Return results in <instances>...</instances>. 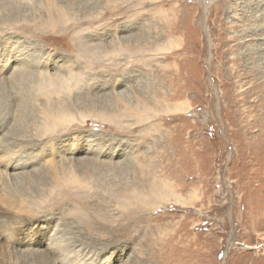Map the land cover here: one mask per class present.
Returning a JSON list of instances; mask_svg holds the SVG:
<instances>
[{
  "label": "rangeland",
  "instance_id": "374dc122",
  "mask_svg": "<svg viewBox=\"0 0 264 264\" xmlns=\"http://www.w3.org/2000/svg\"><path fill=\"white\" fill-rule=\"evenodd\" d=\"M50 1L0 0L1 134L31 130L15 124L13 93L33 92L35 72L64 73L74 85L62 88L63 99L76 114L92 110L84 129L71 127L80 144L94 146L71 151L75 135L56 137L34 151L39 162L25 175L0 174V264H58L32 243L49 235L47 243L76 250L79 264H264V140L248 124L264 86L239 95L257 74L240 49L251 38L263 45L264 33L247 31L264 24L257 16L264 0ZM54 2L70 15H55ZM173 20L181 29L171 35L176 43L160 49L157 34ZM80 35L91 44L73 45ZM127 38L150 44L135 51ZM38 53L40 68L33 63L32 74L8 78L9 56L37 61ZM36 99L46 101L43 91ZM97 110L114 117L102 120ZM71 169L81 181L53 191ZM158 182L186 204L160 201ZM85 198L105 214L99 233L73 216L85 212L78 205Z\"/></svg>",
  "mask_w": 264,
  "mask_h": 264
},
{
  "label": "bare ground",
  "instance_id": "6f19581e",
  "mask_svg": "<svg viewBox=\"0 0 264 264\" xmlns=\"http://www.w3.org/2000/svg\"><path fill=\"white\" fill-rule=\"evenodd\" d=\"M50 2H52V0ZM200 2H201V0H200ZM219 2H221V1L219 0ZM54 3H55L54 4V8L57 10V11H55V15H56L57 12H58L57 14H60L62 16V18L67 17V13H69V15H70V11H67L68 8H67L66 5L61 4V6H56V2H54ZM69 3H71V2H69ZM133 3H134V1H133ZM186 3H187V1H186ZM45 4H47V3H45ZM202 5H204L203 2H202ZM220 7L221 6H219V8ZM224 7H225V5H224ZM114 8L118 12H119L120 9H123V7L120 8L119 6H116ZM85 9H87V8H85ZM222 9L223 8H221V10ZM53 10H52V12H53ZM161 10L162 9H160V11ZM206 11H208V10H206ZM142 12H144V11H142ZM162 12H163V10L161 11V13ZM183 12H184V8H183ZM86 13H89V12H86ZM190 13H191V11H190ZM129 14H131V13H129ZM184 14H186V13H184ZM206 14H208V13H205V15ZM41 15H43V13L40 14V16ZM132 15L134 16V14H132ZM52 16L54 17L53 13H52ZM257 16H259V20H262V23H264V7L261 10V13L259 15H257ZM45 17H46V15H45ZM48 17H49V13H48ZM252 17H253L252 15L248 17V22L247 23H249V21L253 20ZM35 18H36V16H35ZM31 20H32V18H31ZM53 20H54V18H53ZM55 20H56V18H55ZM188 20H187V16H182V20H181L180 23H182L184 28H185V24L186 23H187V26H188ZM44 21H42V22H44ZM50 21H51V19H50ZM216 21H218V19H216ZM45 22H47V21H45ZM45 22H44V24H45ZM172 22L173 23H167L166 24V27H165L166 31H165L164 34H161L158 37V34L156 33L157 34V38L156 39H158V45H160V47H159L160 49H166V48L170 47L172 44L176 43L175 40H173L171 38V35L173 34V32L178 31L180 29V27H179V25H176L174 23V20ZM226 22H228V21H226ZM47 24H50V23H47ZM228 24H229V22H228ZM249 25H251V24H249ZM223 28H224V26H223ZM203 29L206 30L205 27ZM187 31H189V30H187ZM190 31H189V33H190ZM257 31L259 33L256 34V36L257 35H262V33H264V24H262V25L260 24L259 26L254 27V28L250 27L249 30L247 31V36L253 37V35H254L253 33L257 32ZM196 32H197V30H196ZM84 37H83V35H80V37H79L80 40L79 39L76 40L77 43H75L73 45H77V46L90 45L91 43L87 44L86 41L83 42ZM140 37L142 38L143 35L140 36ZM224 37H225V35H224ZM69 38H71V37H69ZM69 38H67V39H69ZM207 39H209V38H207ZM125 40H126V42H128V43H126L128 45H137L136 48H135V51L142 50V47L140 45L150 44V42L144 43V38L142 39V41L141 40L137 41L136 39L129 40V38H127ZM219 40H221V39H219ZM239 40H240V38H239ZM261 40H262L263 45H257L256 43L257 42L259 43V41H256V39L251 38V43L249 45H244L245 47L243 49H240L241 50L240 53L242 55H249L250 56V60L252 62V66L249 69H251L252 71H257V74L255 76H259L258 79H255V76H254L253 77V81L250 82V85L246 89H243L242 91H240L239 95L242 94V95H244V97H248L249 93H251V92L254 93L252 95H256V93H258L259 86L261 87V90H262V88L264 86V34L262 35ZM7 45H10V44H7ZM173 46L174 47L175 46L178 47L179 45H173ZM242 46L243 45H239L238 47L242 48ZM156 48L158 49V47H156ZM91 49L92 48L90 47L89 50H91ZM160 49H158V50H160ZM224 51H225V49H224ZM226 51H229V49L226 48ZM28 55L29 54H26V55H24L22 57H17L16 56L14 58H11L12 57V55H11V56H9L7 58L6 61L9 60L10 64H8V66L6 67V70H8V72H10V70H11L10 74L12 73L11 76L8 77V78L16 79V78H20V77H22V76H24V75H26L28 73L32 74V71L30 69H31V66H33V63H36V66L38 68H40L39 67V64H40L39 63V58L42 56V54L39 55V53H38L39 57L37 58V61H33L32 59H29ZM42 57H44V56H42ZM207 58H208L207 61L210 62L209 61L210 60L209 57H207ZM229 59L230 58H228L226 60V63H228ZM230 60H232V59H230ZM256 60L258 62H256ZM235 62H237V60H234V62H232V63L235 64ZM221 63H222V67L223 68L226 67V63L224 61H222ZM5 64H7V63H5ZM42 65H44V64H42ZM259 69L262 70L261 71L262 74L258 72ZM62 72H65V71L63 70ZM245 72L247 73L248 69L245 70ZM236 73H239L237 71V69L235 70L234 74H236ZM35 74L37 76V81H36L37 87L34 89V91L33 92H18V91L15 92L14 91L15 92V93H13L14 102H12V104H13L12 105V109H13L12 111L16 112V117H17L15 119V124H18L21 127V129L31 128V130L30 129L27 130V131L24 130L26 132H24V134H22V135L18 134V135L4 136V135L1 134L2 128H1V125H0V135H1L0 136V140H1L0 141V174H1V177H2V175H7L11 171H15V174L17 175V177H19L20 173H22V175H25L24 173H27L26 169L28 167H34L35 164L39 162L38 159H32V158H35L34 155L36 156V158H38L37 154H34V151L37 150V149H41L43 144H46L47 142H49V140L53 141V139H55L56 137L60 138L62 136L69 135V134L75 135L74 136L75 138H73L75 143L74 142L68 143L69 148H71L69 150H71V151H74V150H78L79 151V150H81L82 146H89V147L94 146L91 143L88 144V141H85V140L80 144V142H79L80 140L77 139V134L80 133V131H78V130H81V128L84 129L83 125L87 124L88 117L92 113V110H90V111L89 110L82 111V110H79L80 109L79 105H75L74 107H77V109L80 111V112H77V114H76L74 112V110H72L73 109L72 105L70 103H68L67 97L65 98V100L63 99V95H62L63 92L61 93L62 88L64 86H66V87H64V89H66V88L70 89V87H72V85H74V84H72L71 86L69 85V81L72 80L70 75H69V77H65V76H63L64 73H63V75H60V73H59V74H57L54 77H50L44 71H40V72L38 71V72H35L34 75ZM240 75H246V77H247L248 74L242 73ZM259 79H261V80L258 81ZM50 88H54L55 91L54 92H50L49 91ZM11 91H13V90H11ZM40 91H43V93L46 96V101L43 102V103H40V102L38 103V101L36 99V97H37V95H38V93ZM185 91H187V90H185ZM52 93H54L53 97L55 99H53L51 97ZM182 94H183V92L180 91V88H177L175 96L176 97L177 96H181ZM187 94H188V91H187ZM259 96L260 95H257L258 98H257L256 101H254V105H253L255 107V109H256L257 114H255V116L251 120H249L248 124L256 125L258 127V134L261 136V138H263L262 140H264V96L263 97H259ZM255 99H256V97H255ZM36 101H37V103H36ZM242 101H243V98H242ZM177 107L178 106L175 107L174 111H176L178 109ZM89 109H91V108H89ZM97 113H99L98 117L102 118V120H106L107 116H109L110 118L114 117L113 114H107L104 111L97 110ZM75 125H77V129L78 130H76L75 127H71V126H75ZM257 146H260V145H257ZM41 152H44V151H41ZM63 165H62L61 170H64V168H65V167H63ZM46 170H47V172L50 171L49 168H47ZM68 173L69 174H65V173L63 174V175H66V176L62 177L63 180H60V179L57 180L56 185H54V187L52 188L53 191H55V189H58L59 187H57V185H60L61 183L62 184L64 182L76 183L77 181H81V180L76 179V175L73 173L72 169ZM79 173H82V172H79ZM67 175H69V176H67ZM151 183L152 182H150L148 184V186ZM0 184H2V183H0ZM2 186H4V185H2ZM165 186H166L165 183H162V185H161L158 182V199L160 201H165L167 203H169V202L181 203L183 205L186 204V201L184 200V198L181 195L176 194L175 190L167 188ZM5 187H7V186H5ZM1 188H3V187H1ZM60 191H61V186H60ZM8 192H10V191H8ZM14 194H16V193H14ZM85 195L86 194H84V196ZM7 196H8V194H7ZM16 197L18 198L17 195H16ZM16 197H15V199H17ZM87 197H89V196H87ZM3 198H5V196H3ZM9 199L6 200V202L7 201L9 202ZM0 201H2V200H0ZM10 201H12V200H10ZM11 203L12 202H9V204H11ZM74 203H76V202H74ZM16 205H18V204H16ZM78 205L81 207V209H84L85 212H81V211L77 212L76 216L73 215L74 218H76L82 224L87 225V227L90 230L92 229V230H94V231L99 233V231L97 230L98 227H96V226L100 227V226L105 224V217H104L105 214L102 212L101 207L98 204H95L92 201L90 202V200H88L87 198L83 199L82 202H79ZM78 205L76 204V208L78 207ZM18 206H19V208H18ZM18 206L13 205L12 207L13 208L16 207L15 209L18 208L17 210H20V211H27L26 209H24V207L20 206V204ZM76 208H74L75 212H76ZM10 234L11 233H9V235ZM39 238L40 239L37 238L34 242L32 240V243L37 244L38 246H43L47 250V253H49L50 255L53 256V258H55L54 261H56L58 264H79L80 263L78 258H77L78 256H75L77 251L74 250L73 248L69 249V250L64 248L65 249L64 250V249H61V247H58V245H56L57 244L56 242L53 243V244L47 243V241L50 240L49 238H51L50 235L47 236V237H39Z\"/></svg>",
  "mask_w": 264,
  "mask_h": 264
}]
</instances>
